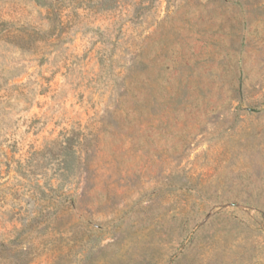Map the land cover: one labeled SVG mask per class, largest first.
<instances>
[{
    "label": "rangeland",
    "instance_id": "374dc122",
    "mask_svg": "<svg viewBox=\"0 0 264 264\" xmlns=\"http://www.w3.org/2000/svg\"><path fill=\"white\" fill-rule=\"evenodd\" d=\"M0 264H264V0H0Z\"/></svg>",
    "mask_w": 264,
    "mask_h": 264
}]
</instances>
